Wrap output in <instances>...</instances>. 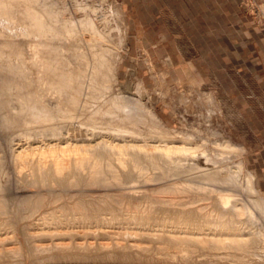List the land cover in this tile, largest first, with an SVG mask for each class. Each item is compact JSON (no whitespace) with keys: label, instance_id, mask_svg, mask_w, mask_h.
<instances>
[{"label":"rangeland","instance_id":"374dc122","mask_svg":"<svg viewBox=\"0 0 264 264\" xmlns=\"http://www.w3.org/2000/svg\"><path fill=\"white\" fill-rule=\"evenodd\" d=\"M229 6L215 7L214 30L179 31L158 9L147 23L142 0H0V264H264V0ZM116 138L185 149L125 171L82 165L66 180L15 158V144L31 154L65 140L90 161L88 144ZM168 203L199 208L201 229L221 221L238 243L131 238L139 231L117 224L135 212L158 219ZM43 222L53 236L107 231L71 246L148 250H57L30 238Z\"/></svg>","mask_w":264,"mask_h":264},{"label":"bare ground","instance_id":"6f19581e","mask_svg":"<svg viewBox=\"0 0 264 264\" xmlns=\"http://www.w3.org/2000/svg\"><path fill=\"white\" fill-rule=\"evenodd\" d=\"M115 141H117V142H115ZM62 142L65 143V140H58L57 143H55V144L52 143L53 145H50L49 143H47L46 145L44 144L45 145L44 148L40 147L39 149L34 146V147L30 148L32 150V152L30 151L31 154L30 153L27 154V152H24L21 145L15 144L16 145V151H17V152L15 151L16 152L15 153L16 154L15 155L16 161H18V164L20 163V165H21V163L27 164L28 167L30 165V168L32 169V173L34 172L38 178H41V179L42 178H56V179H60V180L61 179L66 180L72 175V173L73 174L79 173V171H80L79 168H81L82 165L83 166L85 165L86 167H88L89 165L100 164V165H106L109 167H114L115 169H118V170L122 169V171H125V170H123V168L125 167V164L132 165V164L136 163V160L138 158H141L142 159L141 161H145V160H143V158L148 159L146 161H151L152 162L151 164L154 165V163L158 162V160L156 162V159H158V157L159 158L161 157L164 160V162H162L164 164L166 161L164 158H168L170 160V158H169L170 154L175 153V152H176V154H178V152L179 153L181 151L183 152L185 149V147H183L181 142L179 143L178 146L175 145L176 141H169L168 143L167 142L164 143L165 142L164 141L163 143L165 145L162 146V148L161 147L159 148V145H157V144L156 145L152 144L151 145L152 148L150 150L147 149L149 151H145L146 148H142V145L131 143V142L125 143V140L122 138L121 139L116 138V140L113 139L111 142H107V141H104V139L103 140L100 139V140H94L93 144H88L87 146L85 144L86 148L83 150L86 153L89 152L91 154L90 161H89V159L86 160L85 157L82 155L74 156L75 153H78V149L76 148L75 145H72V147L68 144L60 146L59 143L61 144ZM128 142H129V140H128ZM120 143H122V144H120ZM169 143H170V146L168 145ZM42 145H43V143H42ZM13 146H14V144H13ZM82 146L83 145H81V147ZM82 148H84V147H82ZM148 148H150V147H148ZM71 153H73V156H71ZM36 154H38V156H39L38 158L33 157V155L37 156ZM125 155H127L129 157L126 156L127 157L126 158ZM44 157H48V159H43ZM176 157L179 158L178 156H176ZM12 160H14V158ZM172 161L170 162L171 164H172ZM65 162H67V163H65ZM145 162H143V163H145ZM160 162H158V163H160ZM173 162H177V161H173ZM137 163H138V160H137ZM25 164H24V166H25ZM147 164H149V163H147ZM167 164H169V163H167ZM15 165H17V164H15ZM176 166L178 167L177 164H176ZM17 167H19V166H17ZM130 171H133V169ZM32 173H29V174H32ZM24 174H27V173H24ZM17 178H19V177H17ZM168 182H169V180H168ZM123 187H125V186H123ZM131 188H134V187L131 186ZM120 189L121 188H119V191L121 192V190L123 188L121 190ZM127 189H128V186H127ZM132 190H130V191L127 190L128 195H129V192L130 193L132 192ZM119 191H117V192H119ZM137 191H138V189H137ZM141 191H142V189H141ZM122 192H123V190H122ZM124 192H126V191H124ZM125 194H123V195H125ZM129 196L132 197V195H129ZM168 204H170L172 206L170 211L167 212L164 216H162L160 218L158 217V219L156 217L150 215V214H143L141 212H135L134 216L127 217V218H125L124 222H119L117 224H120V223L131 224L139 231V233H137V234L129 233L128 235L131 238L139 237V238L147 239V240L165 239V240H168L170 242H179V243L181 242V240H183V241H188V242H196V243H199L203 246L205 245V242H207V241L208 242H214V243H217L219 245H227V246H230V245L233 246V245H236L238 243L239 238L235 239V237L238 234H233L232 232H230V230H232V229L226 227V224L222 223L221 221L214 222L213 225H216L214 227L206 226V227L201 229L202 226H205L208 224V221L201 219L200 218L201 215L199 216L196 214V211L199 210V208H197V209L194 208L193 210H189V209L186 210L184 208H174L175 207L174 204H171V203H168ZM173 205H174V207H173ZM83 216L87 217V218L90 217L88 213H84ZM152 222H156V223H152ZM166 222H169L170 225L165 224ZM1 223H2V221H1ZM31 224H30V226H31ZM36 224H38V223H36ZM40 224H38V225H40ZM42 225H40V226H42L41 228L36 227L37 228V231L35 230L36 232L32 231L35 233H29L30 238H35V237L37 238L38 237V238H42L45 240L46 239H53L55 241L53 243L54 248H56L57 250H61V251L69 250L72 248L77 249V250L97 249V250L108 251L107 249H110V248L125 249V247H127L131 250H134V251H139V252H142V251L144 252V251L148 250L147 248H143L142 245H141L142 246L141 247L140 245L138 246V245L131 243V242L127 246H125L123 244H119V243H114L113 245L110 246V245H107L105 242L104 243H98L97 245H92L91 243H86V242L82 241L83 239L77 241L76 243H74L71 246V244L64 242V240L69 239V238H73V237L80 239L83 237L85 238L86 236L87 237H94V236H98V235L105 236V235H107V231L102 229V227H100V228H97L96 230L88 229L82 233V234H84L82 236H80L79 233H76L74 231L73 232L72 231L64 232V233L61 232V233H58L55 236H53L50 233H48L47 231H45L46 229H49V227L45 226L46 223L43 222ZM32 226H33V224H32ZM44 228H46V229H44ZM110 228L116 229L117 227L111 226ZM118 228H120V227H118ZM38 229H40V230L38 231ZM183 229H185V230H183ZM192 229L196 230V231H189ZM214 236H217V238L213 239L212 237H214ZM53 240H52V242H53ZM32 247L34 250H40L43 247V245L34 244ZM8 248L9 247H7V249L4 248L6 251H2L3 253H5V255H6V253H8L9 249H12V247H10L9 249ZM13 249H14V247H13ZM223 255H225V253ZM1 256L3 258V254ZM173 257H174V255H173Z\"/></svg>","mask_w":264,"mask_h":264},{"label":"crops","instance_id":"0c3cea01","mask_svg":"<svg viewBox=\"0 0 264 264\" xmlns=\"http://www.w3.org/2000/svg\"><path fill=\"white\" fill-rule=\"evenodd\" d=\"M229 2L230 0H219V3L210 0H142V7L147 23H151L152 19H146V15L155 14L158 9L160 15L168 14L173 22L179 23V31H197L214 30V26L221 25L222 22H214L215 7L226 3L230 10ZM225 11L222 10L221 13L225 14Z\"/></svg>","mask_w":264,"mask_h":264}]
</instances>
